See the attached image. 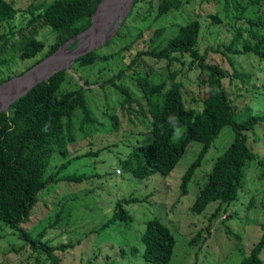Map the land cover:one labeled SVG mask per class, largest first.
I'll return each instance as SVG.
<instances>
[{
    "label": "trees",
    "instance_id": "trees-1",
    "mask_svg": "<svg viewBox=\"0 0 264 264\" xmlns=\"http://www.w3.org/2000/svg\"><path fill=\"white\" fill-rule=\"evenodd\" d=\"M102 1L53 0L49 3L43 2L38 7L22 9L8 0H0V24H10L20 15L25 16V22L20 29L11 26L6 32L5 27L0 26V54L5 53L8 48L16 49L20 52L21 60H36L46 49L45 42L38 38V25L48 27L54 34V41L47 56L54 54L69 40L91 27L92 16ZM142 1L134 0L127 19L136 17L134 14L140 10ZM212 1L217 4L223 1L225 20L220 19L217 14L209 18L214 25L227 23L231 30L229 42H221L214 50L205 48L201 51L202 24L199 19H192L183 25H174L177 29L165 43H159L149 50L137 51L132 60L122 66L114 77L122 81L127 79V86L119 85L114 77L104 80L106 82L101 84L102 87L104 84L111 85L120 95L121 113L126 115L130 122L142 125L148 123L151 140L139 145L120 161L122 169L135 178L148 179L154 174L169 176L186 153L189 144H201L196 158L181 177L179 189L182 196L189 194V185L216 140L225 130L231 133V141L225 150L213 157L207 181L190 206L191 211L197 215H202L211 204L216 206L209 218V225L190 240L191 245L198 241L204 244L210 235L211 221L218 219L223 212L227 213L230 206L238 205L235 215L239 216L243 207L240 206L243 203L240 193L251 164L259 169V178L264 181V156L256 152L251 143L261 140L259 133L262 130L264 138V110H260L264 104V96L252 83L251 72L239 71L231 58L251 55L264 62V0ZM184 2L159 0L156 18L168 17L181 9ZM126 22L122 23L119 32L126 28ZM165 29L166 27H161L150 33L151 43L156 44ZM141 31L136 34L129 32L124 36L118 33L121 40L129 38L121 51L117 52L122 55L121 59L126 51L132 49L137 39H141L143 43L148 41L144 39ZM77 44L78 40L73 42L70 48H75ZM210 53H219L227 58L233 71L231 80L242 83L238 91L257 96L259 106L256 111L249 105L242 110L238 109L224 85V80L230 75L221 65L208 61ZM144 57L167 61L169 81L154 82L149 73H142L138 68L126 74L135 65L143 62ZM182 57L190 59L188 71L197 69L200 72L198 79L205 87L200 110L187 106L183 85L177 80L178 73L170 69L175 62L184 65ZM40 60L31 64V67L40 63ZM110 60L111 54L102 55L98 50H92L78 57L76 63L82 68H93ZM115 60L117 64L120 59L117 57ZM10 77L1 79L0 86L10 80ZM69 77L68 69L56 72L12 103L7 111L0 112V228L5 226L18 232L19 238L30 247L28 261L32 260L33 264H42L41 256H45L51 264H59V252L75 251L77 246L87 240H79L76 244H55L54 240L49 238V228H56L59 221L68 219L62 210L56 212L55 223L37 235L22 228V225L29 221L44 193H50L51 188L60 182L82 183L90 178L84 174L62 175L72 159L62 163L57 171L47 173L55 154L69 156V147L75 143L77 132L88 135L95 130L98 123L87 99L91 88H86L97 81L90 84L88 79L82 78L80 81H84V84L77 83L74 89H68L65 85ZM239 97L245 98V95L239 94ZM173 114L179 119L180 125L185 127L184 133L177 140L167 120V117ZM110 117L112 129L116 130L119 125L118 116ZM45 126L48 127L47 131L43 130ZM98 153L89 152L86 156ZM141 201H115L107 220L94 230L98 234L96 237L114 233L115 229H119V233L125 232L123 227H130L133 221L128 206ZM252 207H255V197L251 198L247 209ZM231 218L230 214L225 217L226 220ZM221 223L225 224L226 236L235 238L234 260L240 258L239 264H264L261 257L264 251V223L261 225L262 234L259 240L249 252L244 249L241 236L236 235L225 221ZM143 231L140 238L142 252L138 241L127 246L125 242L120 241L121 238H117L113 246L117 247L119 259L114 258L109 263L102 264H141L139 261L142 259V264H170L176 246L171 227L166 222L154 218L146 222ZM95 248L98 246L95 245Z\"/></svg>",
    "mask_w": 264,
    "mask_h": 264
},
{
    "label": "rangeland",
    "instance_id": "rangeland-1",
    "mask_svg": "<svg viewBox=\"0 0 264 264\" xmlns=\"http://www.w3.org/2000/svg\"><path fill=\"white\" fill-rule=\"evenodd\" d=\"M8 1L14 3L16 7L27 9L30 6L38 7L43 2L49 3L53 0ZM158 1L143 0L139 5L140 10L134 14L136 17L127 19L132 5H134V0H108L100 8L101 13L98 16L99 22H97L96 30L80 37L75 48L71 49L70 45L66 49L59 48L60 53L64 54L60 58L55 56L50 59L52 55L47 56L50 45L54 41V34L48 27L39 25L38 38L45 42L46 49L36 60L33 62L21 60L20 52H17L16 49L8 48L5 53L0 54V81L11 76L10 80L0 86L1 106L8 98L6 96L7 89L16 83V86L22 84L21 81L23 80L20 78L43 63L47 65H43L42 69L37 70L38 72L44 73L49 68L54 70L58 67L57 65H65L62 69H68L70 73L68 83L65 85L68 89H74L77 83L84 84V81H80L82 78L83 80L88 79L90 84L97 81L94 85L86 86L87 89L91 88V91L87 93V99L93 117L98 122L95 130L88 135L77 132L75 143L69 147V156L63 157L55 154L47 171L48 174L55 172L62 163L72 159L62 175L84 174L90 178L82 183L60 182L55 185L51 188L50 193L42 195L39 205L33 211L29 221L22 225L24 230L37 235L55 223L57 211L62 210L63 213H66L68 219L59 221L56 228H49V238L54 240L55 244L66 242L76 244L79 240H87L77 246L75 251L59 252L58 256L61 258L59 264H102L103 262L109 263L114 258L118 260L117 247L113 246L117 238H121L120 241L125 242L127 246L138 241L137 244L142 252L141 235L144 232L146 222L154 218L166 222L173 230L176 246L170 264H239L240 258L233 259L235 252L233 239L235 238L226 236L225 224L221 223L223 221L230 225L236 235L241 236L242 245L247 252L262 234L264 181L259 178V169L251 164L246 172L244 188L240 193L243 197L241 200L243 203L240 206L243 207L239 216L235 215L238 205L230 206L227 213L223 212L218 219L211 221L210 235L204 244H201L200 241L194 245L190 244V240L209 225V218L216 207L212 204V206L209 205L202 215L194 214L190 209L200 188L207 181L213 157L217 153L223 152L231 141V133L228 130L221 134L208 151L202 166L198 168L189 185L187 196L181 195L179 185L183 173L196 158L201 148V144L197 142L189 144L186 153L169 176L154 174L148 179L141 180L124 171L120 165V161L125 159L139 145L148 143L151 140V134L147 122L143 125L132 123L126 115L121 113L120 95L109 84H104L102 87L101 84L106 82L104 80H109L117 75L122 66H126L137 51L149 50L159 43H165L177 29L174 25L180 26L192 19H199L202 24L201 51L205 48L214 50L221 42L227 43L231 40V30L227 23L214 25L212 19L209 18L215 14L220 19L225 18L223 1L217 4L212 0H183L185 2L181 9L174 11L168 17L157 19ZM124 21H127L126 28L119 32ZM24 22L25 16L20 15L16 21L14 20L10 24L1 23L0 26H4L7 32L11 26L20 29ZM161 27H166L165 32L156 44L151 43L149 34ZM139 31L143 32L144 39H148V41L143 43L141 39H137L132 49L126 51L124 58L121 59L122 55L117 52L121 51L122 46L127 43L129 38L121 40L119 34L124 36L129 32L136 34ZM89 48L98 50L102 55L111 54L112 60L106 64L99 63L93 68H82L77 65L76 59L72 61V51L82 53ZM117 57L120 60L116 64L115 59ZM231 58L239 71L251 72L252 83L264 96V62L251 55L232 56ZM38 59H41L40 63L31 67V64ZM181 61L184 62V65L181 62H175L170 69L178 73L177 80L183 85L187 106L200 110L205 94V87L198 79L200 72L197 69L188 71V63L190 62L188 57H182ZM208 61L221 65L229 73L230 76L224 80V85L235 100L238 109L242 110L249 105L256 111L259 106L257 96L238 91V87H242V83L231 80L233 71L227 58L219 53H210ZM56 62L58 64L54 65ZM135 68H138L142 73H149V77L154 82L169 79L168 64L165 60L144 57L143 62L135 65L126 74L132 73ZM34 73L36 75V70ZM114 78L119 85L128 84L127 79L122 81ZM239 94H244L245 98H240ZM260 110H264V104ZM113 115L118 116L119 120L116 130L112 129L110 116ZM184 131L185 127H182V134ZM259 135L261 140L251 143L254 150L264 156L263 130L260 131ZM97 151L99 152L98 155L86 156L89 152L95 153ZM117 170H120V173ZM253 197H255V207L247 209ZM122 199L142 200L128 206L133 217L130 227H123L125 232L119 233V229H115L114 233L104 234L97 238L98 234L94 230L107 220L109 213L113 210L114 202ZM228 214L232 218L226 220L225 217ZM137 235H139L138 240ZM91 240L92 245H90ZM102 240L103 242H101ZM95 245L98 248H95ZM24 246L26 244L19 238L18 232L5 226L0 228V264H33L32 260L28 261L31 254L30 247L29 245ZM261 257L264 259V251ZM41 261L42 264H51L45 256H41ZM142 262L143 259L139 261L141 264Z\"/></svg>",
    "mask_w": 264,
    "mask_h": 264
},
{
    "label": "water",
    "instance_id": "water-1",
    "mask_svg": "<svg viewBox=\"0 0 264 264\" xmlns=\"http://www.w3.org/2000/svg\"><path fill=\"white\" fill-rule=\"evenodd\" d=\"M107 0H103L102 3L98 6V9L96 10V12L93 14L92 16V25L90 28H88L84 33H82L81 35L79 36H76L74 38H72L71 40H69L66 44H64L61 48L62 49H66L69 45H71L73 42H75L76 40H79L80 37L86 35V34H90L92 33L93 31L96 30L97 28V20L96 18H98L99 16V13L100 12V8L102 7V5L105 3L106 4ZM94 50V48H89L85 51H83L82 53H77V52H74L72 51L71 54H72V61H74L75 59H77L78 57L90 52ZM64 54H61L60 53V50L56 51L54 54H52V57H55V56H58V58H60L61 56H63ZM41 65V64H40ZM65 65L61 66L60 68H57V69H54L53 71H50L46 76H42V77H39L37 80H34L33 82H31L29 85H27L26 87H24L20 92L16 93L15 95H12L11 97H8L7 100H5L4 104L2 106H0V112L2 111H7L8 108L10 107V105L12 103H14L15 101H17L18 99H20L21 97H23L25 94L28 93V91H30L33 87H35L37 84L41 83V82H44L46 80H48L52 75H54L56 72L60 71V70H63L62 68H64ZM34 70V69H33ZM32 70V71H33ZM31 71V72H32ZM29 74V73H28ZM27 74V75H28Z\"/></svg>",
    "mask_w": 264,
    "mask_h": 264
},
{
    "label": "bare ground",
    "instance_id": "bare-ground-1",
    "mask_svg": "<svg viewBox=\"0 0 264 264\" xmlns=\"http://www.w3.org/2000/svg\"><path fill=\"white\" fill-rule=\"evenodd\" d=\"M108 1V0H107ZM97 22H99V17H98V19H97ZM51 59V58H50ZM48 61V60H47ZM46 61V62H47ZM50 61V60H49ZM62 62V61H61ZM56 64H58L57 62L54 64V65H56ZM44 65V63L43 64H41V65H39L37 68H35L32 72H30L28 75H26V76H24V77H22V78H20L21 80H23V81H21L22 82V84L20 85H17L16 86V84L15 85H12V87L11 88H9V89H7V92H6V96H8V97H11L12 95H15L16 93H18V92H20L24 87H26L27 85H29L31 82H33L34 80H37L39 77H42V76H46L50 71H53V70H50V68L46 71V72H44V73H42V72H38L39 70H40V68L42 67ZM45 65H47V64H45ZM44 65V66H45ZM58 66V67H57ZM56 67L57 68H60L61 66H59V65H57ZM56 68V69H57ZM42 69V68H41ZM36 70V75H35V73H34V71ZM38 70V71H37ZM44 71V70H43ZM19 86V87H18ZM6 91V90H5ZM0 106H1V103H0Z\"/></svg>",
    "mask_w": 264,
    "mask_h": 264
},
{
    "label": "clouds",
    "instance_id": "clouds-1",
    "mask_svg": "<svg viewBox=\"0 0 264 264\" xmlns=\"http://www.w3.org/2000/svg\"><path fill=\"white\" fill-rule=\"evenodd\" d=\"M168 123L169 125L172 127L173 129V135L175 138H180V136L182 135V126L180 125V121L179 119L173 114L167 117ZM44 131L48 130V127L45 126Z\"/></svg>",
    "mask_w": 264,
    "mask_h": 264
},
{
    "label": "built area",
    "instance_id": "built-area-1",
    "mask_svg": "<svg viewBox=\"0 0 264 264\" xmlns=\"http://www.w3.org/2000/svg\"><path fill=\"white\" fill-rule=\"evenodd\" d=\"M118 173H120V170H117Z\"/></svg>",
    "mask_w": 264,
    "mask_h": 264
}]
</instances>
